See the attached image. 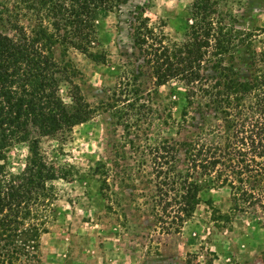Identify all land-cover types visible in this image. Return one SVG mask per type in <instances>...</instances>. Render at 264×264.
<instances>
[{
	"label": "rangeland",
	"instance_id": "1",
	"mask_svg": "<svg viewBox=\"0 0 264 264\" xmlns=\"http://www.w3.org/2000/svg\"><path fill=\"white\" fill-rule=\"evenodd\" d=\"M191 1H125L96 21L95 56L49 39L51 56L72 69L71 79L93 111L63 134L41 138L44 160L64 178L46 183L51 188L40 205L43 224L35 241L27 243L34 245L28 249L32 256H0L4 264H264L263 230L243 215L218 218L230 205L227 186L202 189L192 216L182 223L170 222L155 196L149 147L163 137H189L193 121L175 103L181 82L158 83L152 74L146 61L151 55L142 49L154 40L139 48L133 33L136 18H147L155 33L162 31L164 43L183 42ZM218 2L222 22L238 31L231 51L221 53L222 64H233L246 80L251 54L264 49V0ZM28 5L27 0H0V33L12 34L2 21L5 14L32 35L47 26ZM204 59L202 73L213 74L212 58ZM59 94L69 103L66 83L59 85ZM193 109L187 108L188 115L198 122ZM27 153L25 143L12 145L6 170L19 173ZM4 241L5 251L17 249V240Z\"/></svg>",
	"mask_w": 264,
	"mask_h": 264
},
{
	"label": "trees",
	"instance_id": "2",
	"mask_svg": "<svg viewBox=\"0 0 264 264\" xmlns=\"http://www.w3.org/2000/svg\"><path fill=\"white\" fill-rule=\"evenodd\" d=\"M27 1L34 16L48 22L43 28L47 31L29 34L5 14L2 21L12 34L0 33V241L18 242L11 252L2 244L1 257L32 256L28 249L34 245L27 243L35 241L43 224L40 205L49 198L51 188L46 183L64 178L44 160L41 138L63 134L92 116L90 104L71 79L72 69L51 56L49 39L55 37L95 56L91 48L96 21L127 0ZM218 6V0H192L185 39L170 45L164 43L162 31L155 33L148 25L147 18H136L134 43L143 48L147 39L154 40L142 49L151 55L146 61L158 83L170 78L181 82L175 103L179 101L181 115L193 121L194 129L183 140L163 137L149 147L155 196L165 217L182 223L192 216L202 189L227 186L230 205L218 218L231 221L243 215L264 232V49L251 54L246 80L240 79L233 64L223 65L221 53L231 51L238 31L222 22ZM208 56L213 74L202 73ZM63 82L68 85L69 103L59 94ZM192 106L198 122L188 115L187 108ZM16 143H25L28 153L22 170L13 174L4 161ZM94 169L97 173L98 165Z\"/></svg>",
	"mask_w": 264,
	"mask_h": 264
}]
</instances>
